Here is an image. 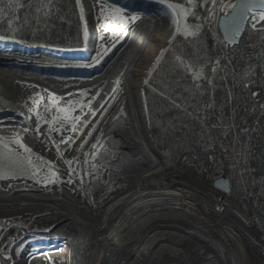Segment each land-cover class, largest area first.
<instances>
[{"label":"bare ground","instance_id":"1","mask_svg":"<svg viewBox=\"0 0 264 264\" xmlns=\"http://www.w3.org/2000/svg\"><path fill=\"white\" fill-rule=\"evenodd\" d=\"M81 4L83 50L0 45V219L62 216L42 235L48 245L17 264H244L204 192L164 185L168 158L150 137L143 96L177 33L166 3ZM124 177L133 188L97 214L92 194Z\"/></svg>","mask_w":264,"mask_h":264},{"label":"trees","instance_id":"2","mask_svg":"<svg viewBox=\"0 0 264 264\" xmlns=\"http://www.w3.org/2000/svg\"><path fill=\"white\" fill-rule=\"evenodd\" d=\"M166 2L183 4L188 14L179 17L181 31L152 66L143 97L152 138L171 158L167 177L179 178L188 168L199 177L226 176L230 194H213V201L223 207L227 197H240L230 214L246 224L254 213L263 224L264 30H253L250 21L239 44L230 47L210 2ZM185 28L196 34L185 36ZM85 31L80 0H0V35L8 40L79 49ZM241 185L249 198L240 196ZM6 238L0 230V264L10 261Z\"/></svg>","mask_w":264,"mask_h":264},{"label":"rangeland","instance_id":"3","mask_svg":"<svg viewBox=\"0 0 264 264\" xmlns=\"http://www.w3.org/2000/svg\"><path fill=\"white\" fill-rule=\"evenodd\" d=\"M228 4L233 3V0H219L218 4L215 5V12L214 16H217V13H222L220 4ZM229 10L225 9L224 11ZM11 44H21L25 45L22 42H16L15 40H0V45L4 44L6 45ZM27 46V44H26ZM31 46V45H29ZM37 47V46H33ZM38 47H44V46H38ZM37 47V48H38ZM49 48V47H47ZM83 48H74L70 50H83ZM50 49H57V50H66V49H60V48H50ZM144 105L146 107V102L144 99ZM144 107V108H145ZM146 114H147V108H146ZM148 114L146 115V119L148 121ZM149 124V122H148ZM149 134L150 137L155 144L152 135L151 130L149 126ZM156 145V144H155ZM156 149H158L160 152H163L168 160H167V166L166 170L171 166V158H169V154L167 152H164L160 150L157 146ZM237 164L234 160V165ZM165 170V172H166ZM175 173V172H174ZM178 173V172H176ZM181 177H167L166 173L164 175V178L166 176V180H164V185L168 188H177V187H185L187 189H190L191 191L199 190L204 192L208 197H206V202L212 206V208L215 209L216 214L218 216H222L224 218V221L231 226V228L234 230L235 234L240 236V240L244 242L245 248L248 246L252 247L256 254L264 258V223L262 224L260 222V218L255 216L253 213V216L250 215L246 217L249 221L248 223H241L239 219L234 217L231 213V211H237L239 206V198L234 197H227L226 202L224 203V206L222 207V210H219L216 208V203L213 201L211 197H213V194H220V192L214 187L217 179H213L210 177H199L197 174L191 170L186 169V171H182ZM221 179V178H220ZM133 179L130 177H124L119 178L112 181L104 190L98 191L97 193H93L91 196L92 203L97 211V214L101 212L109 202H111L115 197L118 195L123 194L127 190H130L133 188L134 183L132 181ZM219 180V179H218ZM236 202V203H234ZM44 209H37L33 210L31 212H27L23 215H17L15 217L7 218L6 220L0 219V230H3L8 236L6 243L7 245V251H8V257H10L9 264H17L19 261L24 260V258L30 254L32 251L36 250L37 248L44 247L46 244L48 245V240L42 237L47 231L53 229L55 226H57V223L60 221L62 216L57 211H43ZM83 210H86V208H83ZM82 210V211H83ZM256 212V210H255ZM258 215V214H257ZM247 254V252H246ZM246 257V255H245ZM244 257L246 262H249ZM250 258L252 259V264H261L257 257H254L253 254H251Z\"/></svg>","mask_w":264,"mask_h":264},{"label":"snow or ice","instance_id":"4","mask_svg":"<svg viewBox=\"0 0 264 264\" xmlns=\"http://www.w3.org/2000/svg\"><path fill=\"white\" fill-rule=\"evenodd\" d=\"M160 3L164 4L166 0H159ZM211 3L212 5H217L219 0H203V3L207 5L208 3ZM77 3L79 4V0H77ZM188 4L192 3V0H187ZM167 8L170 10L172 16H173V23L176 25V31L180 32L181 31V25H180V19L179 17L183 16L186 17L188 14V9L184 7L183 4H174V3H167L166 4ZM221 10L225 9H231L234 16H240L243 19H248L251 21V27L253 30H264V28L257 29V25L260 24L261 22H264V0H236L235 3H228V4H220ZM259 8V11L257 10ZM117 12L121 11L120 9L116 10ZM194 15V13H193ZM133 21L137 19V17L133 16L131 18ZM9 24H11V21H8ZM238 31V30H237ZM196 33L195 32H189L187 28L184 29V35L185 36H194ZM85 36L87 37V31H85ZM6 37L4 35H0V40H4ZM171 44V41L169 42ZM167 51V50H163ZM159 59V58H158ZM176 60L179 63H183L182 59L177 56ZM218 63V61H217ZM215 71V69H213ZM120 81L117 80L116 84L119 85ZM147 83V81H145ZM113 91H116V89H113ZM253 95H256V93H253ZM103 107V105H101ZM123 111V110H121ZM97 113L94 111L92 112V115L95 116ZM75 119L79 120V117H76ZM88 122H84V126H87ZM27 131V129L25 130ZM73 131H76L75 128H73ZM91 133H89L90 135ZM19 142V140H17ZM62 142L63 141L62 139ZM86 143V141H84ZM83 146V145H81ZM21 147H24L21 145ZM93 148L96 147V145L92 146ZM26 152H30L31 150L25 147ZM27 160V163L29 166L32 165V161L30 158H25ZM93 159H95V156H93ZM50 163V162H46ZM64 163L71 165L72 161L65 160ZM55 175V174H54ZM7 259H10V257H6Z\"/></svg>","mask_w":264,"mask_h":264},{"label":"water","instance_id":"5","mask_svg":"<svg viewBox=\"0 0 264 264\" xmlns=\"http://www.w3.org/2000/svg\"><path fill=\"white\" fill-rule=\"evenodd\" d=\"M134 1H142V0H134ZM159 1V0H153ZM81 2V0H80ZM236 0H234V3ZM160 3V2H159ZM167 4V2H165ZM82 5V4H81ZM259 11V8L257 9ZM250 20L243 19L240 16H234L232 10H228L227 12H223L218 21V28L220 35L225 43H227L230 47H234L239 44V40L243 36L245 29ZM238 30V31H237ZM148 123V121H147ZM220 192L228 195L231 192V184L229 179L226 176H223L218 182L214 184ZM216 208L222 210L220 205H216Z\"/></svg>","mask_w":264,"mask_h":264},{"label":"built area","instance_id":"6","mask_svg":"<svg viewBox=\"0 0 264 264\" xmlns=\"http://www.w3.org/2000/svg\"><path fill=\"white\" fill-rule=\"evenodd\" d=\"M201 198H203V200L204 201H206V196L205 195H202L201 196ZM234 203H236V202H234ZM238 236V235H237ZM263 236H264V234H263ZM240 236H238L237 238H239ZM240 239V238H239ZM240 242H241V248H243V250H244V255H246V259L249 261V262H246L245 261V259L243 260V263L244 264H252V259L250 258V256H251V254H253L254 255V257H257V259L259 260V262L261 263V264H264V258H262L261 256H259L258 254H256L255 253V251H254V249L252 248V247H246L245 248V244H244V242H242L241 240H240ZM246 252H247V254H246Z\"/></svg>","mask_w":264,"mask_h":264}]
</instances>
